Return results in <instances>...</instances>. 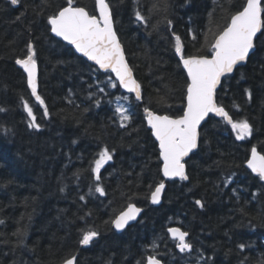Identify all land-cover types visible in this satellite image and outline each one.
<instances>
[{
  "label": "trees",
  "instance_id": "trees-1",
  "mask_svg": "<svg viewBox=\"0 0 264 264\" xmlns=\"http://www.w3.org/2000/svg\"><path fill=\"white\" fill-rule=\"evenodd\" d=\"M110 2L116 32L142 86L141 100L118 84L109 87L117 83L111 73L52 35L47 18L67 0H21L19 6L0 0V264H63L72 254L77 264H146L150 254L164 264H264V182L246 168L252 147L264 154V43L217 92L218 104L234 120L250 122L252 136L237 140L230 125L210 116L198 150L186 162L189 179L167 182L161 205L150 199L164 178L145 109L175 118L186 105L187 74L175 36L186 56L210 57L209 28L225 26L246 0H167V11L164 0H141L147 23L135 20V0ZM153 3L161 10L150 13ZM74 5L97 15L95 0ZM29 43L37 53L44 105L34 100L26 73L15 63L26 57ZM24 102L33 108L39 131L29 127ZM118 106L132 116L126 127ZM105 146L114 150L113 160L96 181L93 161ZM129 204L143 214L118 233L112 221ZM172 227L189 233L192 252H180L169 235ZM85 229L99 233L87 247L79 243Z\"/></svg>",
  "mask_w": 264,
  "mask_h": 264
},
{
  "label": "snow or ice",
  "instance_id": "snow-or-ice-1",
  "mask_svg": "<svg viewBox=\"0 0 264 264\" xmlns=\"http://www.w3.org/2000/svg\"><path fill=\"white\" fill-rule=\"evenodd\" d=\"M12 6H19L21 0H10ZM141 0H135L134 10L135 20L140 23H147L150 17H146L139 10ZM98 15L90 14L84 7L75 6L74 0H67V6L60 8L57 12L47 18V23L51 25V32L61 37L69 44L74 45L76 50L93 61L106 73H115L116 81L129 93H135V99L141 100V85L134 79L132 69L125 59L123 47L114 30L112 5L110 0H95ZM223 11H227L224 5H218ZM169 4L164 0L163 11H167ZM161 10L157 3H153L150 13ZM210 22L212 14H210ZM170 24L171 21H168ZM156 27L155 25L153 26ZM259 34V36H258ZM211 36V39H208ZM195 39V36H193ZM206 46L211 48V57L195 56L184 54L180 36H175V52L179 55L180 63L187 73L186 84V105L183 114L178 117L169 115H158L153 111L145 109L147 124L152 130V135L159 142V156L162 160V174L165 178H179L182 181L189 179L186 173L185 158L198 148L200 139L201 123L214 114L220 117L236 134L237 140H245L252 136L253 127L247 119L234 120L225 108L217 102V89L221 85L222 78L230 76L238 65L245 64L250 54H255L258 43H264V0H246L241 10L230 16L229 22L222 27L213 30L209 28L205 37ZM36 49L31 43L27 45L25 58H17L15 63L19 65L27 74V84L31 88V94L36 100L44 105V100L37 92V60ZM111 80V78H109ZM109 87L116 88L117 83L110 82ZM103 92L104 88H100ZM248 100L252 98L250 90H246ZM118 99H127L121 97ZM161 102L164 101L161 98ZM24 109L31 118L30 128L39 131L41 125L33 112V108L24 102ZM0 111L5 109L0 108ZM115 112L120 117L122 127H126L125 122H130L132 116L129 110L122 106L115 108ZM44 115H48L45 106ZM10 130L4 129L7 134ZM98 159H94L92 172L96 181L101 180V169L104 165L113 160L114 150L103 147L98 152ZM247 167L264 181V154L257 151L256 147L251 148V158L247 162ZM225 185L231 183V179H225ZM165 183L161 181L151 192V202L160 203ZM95 191L100 195H105V190L101 186H96ZM84 199L83 196L80 197ZM200 208H204L201 200L195 202ZM141 208L134 204H129L126 211L121 212L112 221L117 230L125 229L130 221L137 218ZM3 223V221H0ZM176 240L177 247L182 253H190L193 245L188 241L189 233L180 228H170L168 230ZM22 235V234H20ZM96 230L85 229L79 243L89 246L94 239L98 238ZM157 245L153 242V251ZM243 250L244 244L238 245ZM63 264H77V256L72 254L64 259ZM139 264V262H138ZM146 264H161L156 255H148Z\"/></svg>",
  "mask_w": 264,
  "mask_h": 264
},
{
  "label": "water",
  "instance_id": "water-1",
  "mask_svg": "<svg viewBox=\"0 0 264 264\" xmlns=\"http://www.w3.org/2000/svg\"><path fill=\"white\" fill-rule=\"evenodd\" d=\"M113 13V12H112ZM99 13H98V9H97V15H98ZM113 21H114V17H113ZM51 26V25H50ZM114 30L116 31V27H115V22H114ZM52 33V35L54 36V37H56L57 39H59V40H61V41H63L64 43H66L67 45H69L70 47H72L73 49H74V51L76 52V54H78L79 56H81V57H83L84 59H86L87 61H89L90 63H92L93 65H95L98 69H99V66L98 65H96L93 61H90V60H88V58L87 57H85V56H83V54L82 53H80V52H78L77 50H76V48H75V46L74 45H71V44H69L67 41H65V40H63L61 37H58V36H56L55 35V33H53V32H51ZM117 33V32H116ZM117 36H118V39H119V41H120V43H121V45H122V47H123V50H124V53H125V59H126V62L128 63V65H129V67L132 69V74H133V77H134V79L140 84V82H139V80L137 79V77H136V75H135V72H134V70H133V68H132V66H131V64L129 63V61H128V57H127V54H126V51H125V48H124V45L122 44V42H121V40H120V38H119V35H118V33H117ZM258 36H259V34H258ZM255 51H256V49H255ZM251 55L252 54H250V57H251ZM211 57V56H210ZM209 57V58H210ZM250 57H249V59H250ZM249 61V60H248ZM248 61L245 63V64H243V65H246L247 63H248ZM243 65H238L237 66V68L239 67V66H243ZM19 66V65H18ZM20 67V66H19ZM23 70V69H22ZM99 71H101L102 73H106V72H104L102 69H99ZM185 72H186V70H184ZM236 71V70H235ZM234 71V72H235ZM233 72V73H234ZM232 73V74H233ZM112 74V76H113V78L115 79V81H116V78H115V73H111ZM187 74V73H186ZM231 74V75H232ZM27 75V74H26ZM224 78H226V77H224ZM224 78H222V81H221V85H222V82H223V80H224ZM117 82V84H118V86L120 87V89L124 92V93H126V94H129V95H132V96H134L135 97V93H129V92H127L123 87H121L120 85H119V83H118V81H116ZM37 84H38V87H37V92H38V94H39V65H38V63H37ZM141 85V84H140ZM221 85L218 87V89H217V92L219 91V89H220V87H221ZM29 89H30V91H31V88L29 87ZM141 94H142V86H141ZM33 98H34V100L36 101V102H38L37 100H36V98H35V96H33ZM146 114V113H145ZM157 114V113H156ZM158 115H160V114H158ZM210 116H214V114H209V117ZM209 117L208 118H206V120L205 121H203L202 123H201V128H200V131H201V129H202V127H203V125H204V123L209 119ZM214 117H216V116H214ZM216 118H219V119H221L220 117H216ZM146 121H147V116H146ZM148 125V124H147ZM149 127V126H148ZM150 128V127H149ZM153 138L155 139V137L153 136ZM155 141H156V139H155ZM157 142V144H158V148H159V142L158 141H156ZM199 142H200V139H199ZM198 147H199V144H198ZM257 149V151L259 152V153H261L260 151H259V149L258 148H256ZM198 150V148L197 149H195L192 153H190L189 154V156L188 157H186L185 158V165H186V173H187V160L196 152ZM261 154H263V153H261ZM250 158H251V155H250ZM249 158V159H250ZM161 162H162V160H161ZM162 164H163V162H162ZM246 168L253 174V175H255L256 176V174L255 173H253L252 171H251V169H249L248 167H247V163H246ZM163 175V174H162ZM163 178H164V183H165V189H164V191H163V193H162V196H161V199H160V203H158V204H153L152 202H151V204L153 205V206H159V205H161V203H162V198H163V195H164V192H165V190H166V188H167V182H169V181H173V180H180L179 178H175V179H168V178H165L164 176H163ZM264 182V181H263ZM135 205V204H134ZM136 207H138L137 205H135ZM140 208V207H139ZM142 209V208H141ZM127 210V209H126ZM126 210H124V211H126ZM142 214H143V209H142V211L139 213V215L137 216V218L135 219V220H133V221H130L129 222V224H128V226L125 228V229H123L122 231L121 230H117L115 227H114V224H113V228H114V230L115 231H117L118 233H122V232H124L129 226H131V225H133V224H135L136 222H138L139 221V219H140V217L142 216ZM172 228H178V227H172ZM169 235L171 236V233L169 232ZM171 238H172V236H171ZM84 247H87V246H84ZM77 256V258H78V255H76ZM157 259H159V258H157ZM160 261H161V264H164V262L161 260V259H159Z\"/></svg>",
  "mask_w": 264,
  "mask_h": 264
}]
</instances>
